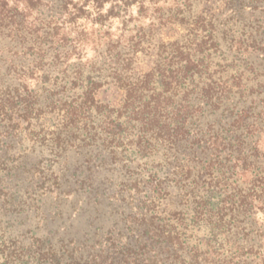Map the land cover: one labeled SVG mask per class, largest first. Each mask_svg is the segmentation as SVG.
Masks as SVG:
<instances>
[{"label":"trees","instance_id":"obj_1","mask_svg":"<svg viewBox=\"0 0 264 264\" xmlns=\"http://www.w3.org/2000/svg\"><path fill=\"white\" fill-rule=\"evenodd\" d=\"M181 1L0 0V264H264V0Z\"/></svg>","mask_w":264,"mask_h":264},{"label":"rangeland","instance_id":"obj_2","mask_svg":"<svg viewBox=\"0 0 264 264\" xmlns=\"http://www.w3.org/2000/svg\"><path fill=\"white\" fill-rule=\"evenodd\" d=\"M45 1H48V0H45ZM179 2V3H178ZM225 2L226 0H191V3L193 4L192 7L195 8L196 11H199L201 12L202 10H206L208 11V7H212L213 10L215 11H222L224 8H225ZM130 3L132 4L131 5V8L134 12V16H130L129 14L125 17V15H123L121 18H114V19H109L106 21V27H104L100 32V37H102L104 40L103 42L108 39L109 37H113V38H118L119 34H121V26H122V22L124 19H131V24H130V28L128 29V32H127V35L131 36L132 34H135L137 28L134 27V24L135 22H139V20H136L137 19V9L140 7V6H143L145 8V11H143V16L144 19L143 22L146 23V22H149L150 20V15L152 14V10H153V6L154 5H158V6H163V11L161 10V12H158V16L160 14H164V18H166L170 13H173L175 11V8L178 4L180 5H184L183 2L181 0H130ZM178 3V4H177ZM75 4H70V6H74ZM80 5V4H79ZM110 3L106 5V9L108 7H110ZM58 4H39V7L41 8V11L39 12L38 14V17H39V20L42 18L41 21L45 20L47 21V18L49 19L50 17V14H53L54 12H56V8H57ZM43 12V13H42ZM93 17H95V14L92 15ZM91 16V17H92ZM34 17H37L36 15ZM89 18V21H91L92 18ZM88 21V22H89ZM109 22L112 23V26L109 28V31H107L108 29V25H109ZM233 20H230V23H232ZM174 23V22H173ZM172 23V24H173ZM147 24V23H146ZM171 24V25H172ZM175 27L173 29H170V30H163V33H162V38H164L166 41H171V40H174L175 38L177 37H180L182 34H185L186 33V26L185 24H181L179 22H175L174 23ZM91 24H89L90 26ZM128 25V24H127ZM95 29H98V25L94 24ZM120 26V28L118 27ZM13 50L12 51H8V50H5L2 57H4L5 59H7V56H11L13 51L17 50L18 51V54L17 56L15 57L16 59V64L19 65V67H24L25 68V72H26V75H32V72H28L29 69L28 67L30 68V63L31 64H34L35 60L34 58L36 57L35 54H33L31 51H26L25 52V48L24 47H16V48H12ZM10 52V53H9ZM52 54V53H51ZM93 54V52L89 49L87 51V55L84 56V60H86L87 58L91 57ZM50 58V55L46 57L47 60H49ZM150 58H154L152 55H138L137 56V60L139 62V65L141 67V70H145L144 66L146 67L148 62L150 61ZM4 59V60H5ZM37 60V59H36ZM261 61V62H260ZM261 63V64H260ZM258 65L259 68H258V71L261 73L264 72V61L262 60H259L258 61ZM46 67H48V65H46ZM37 67L34 68V75H33V78H30V80H32V84L35 82L37 83V80L40 79V74L43 72L42 70H39ZM261 80H264V76H262ZM111 99L113 100V98H115L113 95H111ZM115 102H119L118 99L116 98L115 99ZM51 120H53V117L51 118ZM55 121V120H54ZM48 122L50 124H52L53 121H49ZM56 122V121H55ZM66 212H65V217H63L62 220H67L66 223H61L63 222L62 220H58L57 225H60L59 229L64 232L65 228L69 229V230H72V231H82V230H87V221L84 220V218L80 215H78L77 212H74L76 214H73V212L71 211V207L68 205L66 207ZM72 212V213H71ZM70 215H73L71 220H74L75 219V224L74 225H69V223L71 222L70 219H68V217ZM195 237L196 241L193 242V243H199V248H201L199 250V252L203 253L205 251L208 250V234L207 232H205L204 230H200V232H197L196 233V236H193ZM217 247H220L221 251L228 253L229 250L224 247V246H220V243H217ZM226 248V249H225Z\"/></svg>","mask_w":264,"mask_h":264}]
</instances>
